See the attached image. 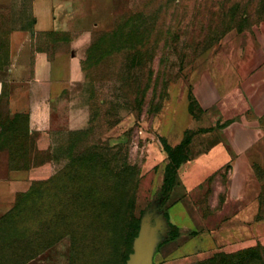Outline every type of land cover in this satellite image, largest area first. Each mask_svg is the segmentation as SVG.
Segmentation results:
<instances>
[{
    "label": "rangeland",
    "instance_id": "1",
    "mask_svg": "<svg viewBox=\"0 0 264 264\" xmlns=\"http://www.w3.org/2000/svg\"><path fill=\"white\" fill-rule=\"evenodd\" d=\"M109 9L99 30L79 34L61 24L34 36L31 0H0V181L51 164V175L9 209L0 203V264H126L147 214L166 236L170 218L187 223L182 192L161 190L165 145L186 141L188 158L206 148L207 133L225 124L227 89L240 88L245 65L258 67L264 0H113ZM18 30L34 47L12 53ZM60 49L75 52L79 77L53 97L51 142L39 152L29 116L11 114L9 97L31 78L34 50ZM203 73L224 90L212 109L194 94ZM206 121L212 127L197 128ZM158 248L153 264H197L169 251L155 257ZM211 258L202 264L239 257ZM244 260L264 264V249H247Z\"/></svg>",
    "mask_w": 264,
    "mask_h": 264
},
{
    "label": "crops",
    "instance_id": "2",
    "mask_svg": "<svg viewBox=\"0 0 264 264\" xmlns=\"http://www.w3.org/2000/svg\"><path fill=\"white\" fill-rule=\"evenodd\" d=\"M112 3L113 0H31L33 27L29 33H50L61 24L79 34L99 30L101 18ZM26 38V31L11 34L12 53L21 47H34ZM257 52L258 67L245 65L248 72L242 73L240 88L227 89L224 126L210 130L207 135L212 142L177 169L170 196L182 192L180 202L187 223L179 225L170 218L177 235L163 243L155 257L169 251L173 257H197L198 261L223 250L236 253L264 247V43ZM78 64L73 50H34L31 78L11 92V114L29 116V131L39 152L47 150L51 142V101L67 82L79 77ZM223 92L209 73H203L194 88L197 105L202 109L217 107ZM201 126L212 127L207 121L197 123V128ZM50 175L49 162L11 170L10 178L0 181L1 205L9 209L10 201L19 192ZM161 176L160 185L163 172ZM179 249L182 252L177 254Z\"/></svg>",
    "mask_w": 264,
    "mask_h": 264
},
{
    "label": "trees",
    "instance_id": "3",
    "mask_svg": "<svg viewBox=\"0 0 264 264\" xmlns=\"http://www.w3.org/2000/svg\"><path fill=\"white\" fill-rule=\"evenodd\" d=\"M50 33H54V32H50ZM81 63L83 64V61ZM185 142L186 141L183 140L181 143H179L175 147H171L168 144L165 145V149L168 152V163L164 167L163 181H162V184H161V190H164V191L168 192L175 185L177 169L179 168L181 163H183L184 161H186L188 159L187 155L186 156L183 155V152H182L183 151V145L185 144ZM33 183H35V182H33ZM30 189H32V185L25 192L29 191ZM169 225H170V230H169V233H168L167 237L162 239V241H160L157 244L156 247H158V246L160 247L163 243L173 239L177 235L176 228L173 227L171 224H169ZM255 247H258L260 249H264V247H262V246H255ZM251 248H248V249L250 250ZM119 252H120V250H119ZM245 252H247V249H244V251L241 250V252H239V253L236 252L237 254H231V253H229V254L227 253L226 254L224 252H218V253L214 254L213 256H211V257H214V256L239 257V258H237V262L234 263V264H247V261L244 260V253ZM211 257H208L209 259L205 258V259L198 260L197 264H202V263L209 262V261H211L213 259ZM126 259H127V257L125 258V260ZM206 259H208V260H206ZM254 263H252V264H254Z\"/></svg>",
    "mask_w": 264,
    "mask_h": 264
},
{
    "label": "water",
    "instance_id": "4",
    "mask_svg": "<svg viewBox=\"0 0 264 264\" xmlns=\"http://www.w3.org/2000/svg\"><path fill=\"white\" fill-rule=\"evenodd\" d=\"M153 214H147L141 223L140 230L134 240L133 252L130 254L126 264H153V253L162 241L163 225Z\"/></svg>",
    "mask_w": 264,
    "mask_h": 264
}]
</instances>
